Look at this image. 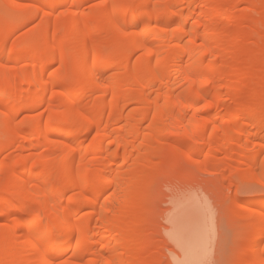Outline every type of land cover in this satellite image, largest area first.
I'll return each instance as SVG.
<instances>
[{
  "label": "bare ground",
  "instance_id": "obj_1",
  "mask_svg": "<svg viewBox=\"0 0 264 264\" xmlns=\"http://www.w3.org/2000/svg\"><path fill=\"white\" fill-rule=\"evenodd\" d=\"M0 1L3 9L17 10L24 6V0ZM86 1L93 0H43L41 8L28 13L24 7L18 19L9 22V25L0 24V81L10 83L23 77L20 88L12 92L30 94L35 101L33 107H39L40 101H46L49 88L65 81L68 74L74 72L72 85L66 87L65 93H71L67 95V100H62L66 97L63 94L53 96V92L49 99L53 111L71 108L79 121L72 134L64 133L67 138L61 143L54 142L60 133L45 138L40 134L39 121L33 122L29 134L21 138V142L18 141V146L21 151L40 146L44 151L29 153V156L28 153H21L16 162L0 168V194L8 192V198L0 199V215L3 218L10 215L7 209L16 200L20 203V197L33 204L37 212H43L45 217L52 219L56 201L49 200L43 191L30 190L34 187L29 181L35 167L27 160L36 156L49 164L74 160L75 166L84 172L105 174L111 181L107 186L111 192H107V188L105 192L111 198L103 208L100 207L104 204L103 198L93 206L82 205L88 215L82 212L79 221L73 215V230L65 237L57 255L75 252L76 255L73 252L70 255V264H82L86 257L90 259L83 264H100L108 258L115 260L116 264H217L215 254L222 227L217 214L223 204L214 200L213 189L204 186L200 173L194 174L190 169L192 161L197 160L199 170L216 175L224 166L235 171L233 164L242 160L245 167L242 178L259 176L264 185V156L259 149L260 125L264 121V51L259 56L244 60L238 46V41L244 36L256 37V40L264 36V0H251V5L259 9L253 8V14L236 18L233 35L229 32L232 28L219 20H231V10L244 0H99L97 4L103 3L105 7L94 6L91 11L85 12L82 6ZM128 3L142 6L138 15L144 20H154L160 12L168 11L175 13L171 18L177 23L181 18L193 17L194 8H202L204 12L197 16L195 28L192 24L185 28L192 32V39L197 43L189 49H178L171 35H154L157 30L146 23L132 27L123 7ZM44 4L47 7H43ZM167 5L174 7L168 9ZM61 12L65 14L60 15ZM40 15L44 21L41 29H37L39 24L36 23L32 31L21 34L24 47L16 49L11 46L6 51L3 32L21 30L27 18L36 22ZM93 19L97 20L99 27L90 29ZM246 21L252 27L245 26L242 30L241 25ZM204 25H207L206 30ZM254 27L262 29L259 31ZM51 33L53 38L49 40ZM95 33H99L106 42L91 44V50L88 42L94 39ZM205 36L207 44L202 50H194L200 49V40ZM73 44L76 49L70 59L68 52ZM61 46L68 47L65 50L63 47L60 49ZM141 49L144 55L136 59L130 70L132 56ZM25 50L35 54L33 62L24 59L25 56H18ZM40 50L42 53L39 54ZM156 53H159L161 63L167 65L162 81H158L148 66L149 61L155 65L153 56ZM35 59L41 61L39 75L33 67ZM23 60L28 64L24 63L21 67L19 63ZM56 62L61 65V75L54 77L56 74H53L52 80V76H47V81L45 73ZM257 62L262 64V70L254 77L247 69L250 70ZM243 66L246 74L245 71L243 73ZM115 69L120 73L111 74ZM147 76L152 77L155 89L142 82ZM209 78L212 84L201 83L202 79ZM254 78L259 83L253 87L250 81ZM62 88L65 90L64 86ZM94 94L99 96L89 101ZM201 96L211 97L212 106L204 108L192 102L198 101ZM254 98L263 100V104L255 105L252 102ZM197 107L202 109V114L194 117ZM236 115L241 117V128L213 134L211 143L197 145L195 156L189 158L184 146L187 142L184 133L190 127L189 121L203 127L218 117L228 121L229 118L234 120ZM251 121L255 122V126ZM11 124H7L6 146L0 148V154L15 148L14 143L8 140L11 133L17 132ZM96 129L101 135L92 140L91 147L85 146L84 139L88 134L96 135ZM241 129L244 130L243 136L240 135ZM208 131L211 132V129ZM30 139L37 140V144L27 149L24 142ZM87 148L90 155L86 153ZM217 154L225 155L226 159H217ZM181 162L188 164L190 169H186L190 175L171 178V173ZM213 182L217 185L218 181ZM158 185H161L157 190L159 193H155ZM63 191L67 189L57 190V195ZM230 195L225 197V203L237 201L236 196L231 198ZM257 197L240 205L238 203V217L234 212L239 222L247 223V246L239 252L236 264H264V197ZM250 205L257 206V209H251ZM157 206L161 209L159 213ZM18 209L11 213L16 220L12 227L0 226V264L35 259L37 249L28 224L34 222L38 225L40 217ZM248 211H251L250 215ZM81 234V244L77 248L73 237ZM96 243L98 247H92ZM101 244L106 246L100 247ZM105 252L108 256L104 255Z\"/></svg>",
  "mask_w": 264,
  "mask_h": 264
},
{
  "label": "snow or ice",
  "instance_id": "obj_2",
  "mask_svg": "<svg viewBox=\"0 0 264 264\" xmlns=\"http://www.w3.org/2000/svg\"><path fill=\"white\" fill-rule=\"evenodd\" d=\"M43 7H47L44 4ZM97 8H103L105 5L103 3L95 5ZM127 10L129 17V22L132 27H136L139 23H146L150 28L157 30L154 35L167 34L173 37V43L176 48L183 47L184 49H189L197 41L192 39V32L186 31V25L192 24L193 28L196 26L197 17L181 18L179 23L173 20L171 17L175 13H170L168 11H162L156 15L155 19L144 20L142 16L138 15L142 6L128 3L123 6ZM165 7V6H161ZM173 5H167L166 8L171 9ZM61 12L60 15H64ZM183 17V13H181ZM205 30L207 25L203 26ZM207 44V37L205 36L200 40V49H194L196 51L202 50L204 45ZM21 55L25 56L30 63L33 62L35 54L31 51H22ZM144 55V50L137 54V56ZM155 60V65L148 62L149 68L154 72L158 81L163 80L162 73L167 71V65L161 63V58L159 53L153 56ZM189 60L192 59L191 56L188 57ZM39 59H35L33 67L36 70L37 75L40 73ZM21 67L24 65L21 64ZM143 83L149 85L155 89V83L152 82V77L147 76L142 80ZM195 83V81H193ZM201 83L212 84V79L201 80ZM71 93H69L70 95ZM53 96L56 92L52 93ZM211 97L201 96L198 101H192L202 105L204 108L211 107ZM47 102L48 107H44V103ZM35 101L30 94H22L19 91H6L0 94V119L5 120L9 123H14L16 131L18 133L24 132L28 127L32 126L33 122L39 119L40 131L43 137L56 136L60 133L55 143H61L67 137L64 133L72 134L79 121L76 119V115L73 114L71 108H65L59 111H53V105L50 99L46 101H40L39 107H33ZM74 107V106H73ZM27 111L32 112L31 119L25 113ZM202 109L197 107L196 113L193 116L201 115ZM47 115V121L41 119ZM255 126V122H250ZM190 127L185 129L184 135L187 138V142L184 145L189 153V158L191 159L195 156V149L197 145H208L212 141V136L222 130L232 132L234 129L241 128V117L236 115L235 119L229 118L228 121H222L219 117L213 121L207 122L203 127L193 124V121H189ZM211 129V132L208 129ZM261 139L259 142L260 154L264 156V121H261L260 125ZM244 130L241 129L240 135L243 136ZM34 136V134H32ZM101 135L99 129H96V135L93 137L95 140ZM23 138V137H21ZM110 143H115L109 140ZM67 147V145H65ZM75 150L74 148L72 149ZM27 162L33 164L35 167V172L30 184L34 185L31 191L40 190L48 195L49 200H55L54 211L52 212V219L45 217L43 212H37L35 206L23 198L18 197L20 200L19 211H23L29 215H38L40 217V223L37 225L34 222L29 223V231L32 234V239L34 241L35 247L37 249L35 259L29 260H18L14 264H70L69 260L65 259L61 255H57L60 250V246L64 242L65 237L70 231L73 230V215H75L76 220L82 219L81 213L88 215L82 205L87 204L93 206L98 203L102 198L104 199V204L100 207L103 208L108 200L111 198L105 192H111V188L107 187L111 181L106 178L103 172H84L79 166H75L74 160L56 164H49L40 159L39 156L29 157ZM199 162L193 160L191 171L198 173L199 169L196 165ZM39 164V166H36ZM202 167V165H201ZM67 189L63 191L61 195H57V190ZM264 192V188L257 189L255 185H245L242 191L254 192V191ZM23 219V217L21 218ZM82 235L73 237L76 242L77 248L80 247ZM106 245L101 244L100 247H105ZM73 255H76L73 252ZM108 256V253H104ZM100 264H116V261L108 258L100 262ZM222 264H231L229 261H223Z\"/></svg>",
  "mask_w": 264,
  "mask_h": 264
},
{
  "label": "rangeland",
  "instance_id": "obj_3",
  "mask_svg": "<svg viewBox=\"0 0 264 264\" xmlns=\"http://www.w3.org/2000/svg\"><path fill=\"white\" fill-rule=\"evenodd\" d=\"M6 1H9V0H6ZM43 2V0H40V1H38V0H24L23 2L25 3H23V7H21V8H19V9H3L2 7V3H1V1H0V24L1 23H5L6 25H9L14 19H18V17L23 13V11L21 10V9H23L24 7H26L25 9L27 10V11H29L28 13H31V12H33V11H35V9L37 8V7H40L41 8V6L40 5H42V4H40V3H42ZM100 2L99 0H93V1H86L84 4H83V6H82V10H84L85 12H89V11H91V9L92 8H94V6L95 5H97V3L98 2ZM234 2V1H233ZM232 2V3H233ZM39 3V4H38ZM228 8H230V7H228ZM231 8H232V6H231ZM253 6L251 5V0H244V1H242L241 3H239V4H237L236 6H235V8L233 7V10H231V13H232V17L233 18H231V20H219L221 23H223V24H227V25H229L230 26V28H232V29H230L231 31H229L230 33L232 32V35H233V32L235 31L234 29H233V25H234V23H235V21L237 20L236 18H238V17H240V16H242V15H246V14H253L254 13V10H253ZM193 9V8H192ZM255 9V8H254ZM257 9H259V8H257ZM257 9H255V10H257ZM263 9H264V7H263ZM22 12H21V11ZM191 11V10H190ZM58 11H56V13L55 14H59V12L57 13ZM192 12H193V17H197L199 14H201V13H203L204 12V10L202 9V8H199V7H196V8H194L193 10H192ZM226 12H229L228 10H226ZM263 12V11H262ZM264 13V12H263ZM15 17V18H14ZM17 17V18H16ZM39 18L37 19V21L35 22H33V20H32V18H27L28 20L27 21H25V24H24V26H23V28H21V30H15V31H9V30H6V31H4L3 32V37H5L6 38V51H8L9 50V48L11 47V46H13V47H15L16 49H18V48H22V47H24V45H23V42H22V40H21V38H20V36H21V34L23 33L24 34V32H28L29 33V31H32L33 29H34V27L36 26V23H38L39 25H38V28L37 29H41V27L40 26H42V24L41 23H44V21H42V16L40 15V16H38ZM261 16H258V19H260L261 20V18H260ZM198 18V17H197ZM10 22V23H9ZM243 28H241L242 30L244 29V27L245 26H247V28L249 27V26H251L250 25V23L249 22H244L242 25H241ZM99 27V25H98V22H97V20H95V19H93V21L90 23V29L91 28H98ZM252 27V26H251ZM255 28V27H254ZM260 28V27H259ZM255 29H257V28H255ZM262 28H260V30H261ZM136 29H134V31H135ZM232 30H234V31H232ZM246 30V29H245ZM257 30H259V29H257ZM259 30V31H260ZM263 31H264V29H262ZM38 31H40V30H38ZM52 35V33L50 34V37H49V40H51L52 38H53V35ZM230 35V34H229ZM231 36V35H230ZM58 37V36H57ZM263 37V38H262ZM256 38V37H255ZM255 38H253V37H251V36H244V37H242L239 41H238V46H240L241 47V52H242V57L244 58V60H247V59H250V58H252V57H254V56H256V55H258V54H263V53H261V52H263L264 51V36H261L260 37V41L258 40H256ZM95 40V41H94ZM94 41V42H93ZM92 42V43H91ZM105 43L106 42V40L104 39V38H102L101 36H100V34L99 33H95L94 34V39H92V40H89V44H88V48L89 49H91L92 48V46L93 45H91V44H95V43ZM75 43V42H74ZM75 44H73V45H70L71 47H70V49H69V51L70 52H68V58H72V56L75 54V49L76 48H74L73 46H74ZM91 48H90V47ZM62 47H63V49L65 48V50H66V47H68V46H61V48L60 49H62ZM74 49H73V48ZM75 47H76V45H75ZM59 48H58V51L57 52H59V54H60V50H59ZM92 50V49H91ZM42 51H44V50H42ZM42 53L41 52V50L40 51H38V53ZM56 52V53H57ZM39 53V54H40ZM138 54V53H137ZM137 54L135 53L133 56H132V58H131V62L129 63L130 65H129V69L131 70L132 69V66H133V63H135L136 62V59L138 58V56H137ZM57 55V58H58V53L56 54ZM18 56L19 57H21V58H24V55H21V54H18ZM259 56V55H258ZM25 59V58H24ZM27 63V61H25V60H23V61H21L19 64L21 65V64H23V65H25V64ZM18 64V65H19ZM28 64V63H27ZM242 65H245V63H243ZM246 66V65H245ZM245 66H243L244 67V69H243V73H244V71H245V74H246V68H245ZM248 71H250V73L252 74V75H254V77H255V75H257V74H259L260 72H261V70H262V64H260L259 62H257V63H254L253 64V66H251L250 67V70L249 69H247ZM170 71V70H169ZM168 71V72H169ZM61 72H62V68H61V65L58 63V62H56V64H53L52 66H50V68H48V70H47V72L45 73V77H46V80L47 81H49V79H48V77H50V76H52V77H50L51 78V80L52 79H54V77H56V76H59V74L61 75ZM117 74V73H120V70H118V69H115L114 71H112V73L111 74ZM249 73V72H248ZM47 74V75H46ZM50 74H52V75H50ZM53 74H56V75H54V77H53ZM58 74V75H57ZM244 74V75H245ZM250 74V75H251ZM69 76V78L67 77V79L65 80V81H63V82H61L62 84H63V86H64V88H65V90L62 88L63 86H62V84L60 83V84H57V86L55 85V86H52V87H50L49 89V91H48V93H47V99H49L50 98V95H51V93L52 92H56L57 94H63L62 96L64 97V95L66 96V97H64L63 99L62 98H60V99H62L63 101H65V100H67V98H68V96L67 95H69V94H66L65 93V91H66V87H68L69 88V86L70 85H72V79H73V77L75 76V74H74V72H71L70 74H68ZM48 76V77H47ZM23 78V77H22ZM22 78H20V77H18L17 79H15L14 81H12V82H10V83H6V82H3V81H0V92L1 93H4V92H6V91H13V90H15V89H18V88H20V84H21V82H22ZM250 81V80H249ZM71 83V84H70ZM250 85H252L253 87L254 86H257L258 85V83H259V80L257 79V78H254V79H252L251 81H250ZM61 86V87H60ZM62 88V89H61ZM64 90V91H63ZM71 91V90H70ZM249 91V90H248ZM248 91H246V94H248ZM65 93V94H64ZM49 94V95H48ZM97 96H99V94L97 95L96 94V96H95V94H94V97H93V95H92V99H91V96H90V98H89V101H92V100H94V98H96ZM109 99V98H108ZM88 101V100H87ZM252 102H254V104L255 105H258V104H263V100H261V99H252ZM44 107H48V104H47V102L46 103H44ZM26 115H28L29 116V118L31 119V116H32V112L31 111H27L26 113H25ZM226 114V113H225ZM48 117H47V115H45L44 117H42L41 119H43V120H45L46 121V119H47ZM38 121H39V119H37ZM5 120H3V119H0V148H4L5 146H6V142L4 141V137H5V134H6V131H7V124H8V122H6ZM12 125V127H15V124L14 123H12L11 124ZM29 132H30V127H28L24 132H20V133H18V132H13V133H11L10 135H9V138H8V140L11 142V143H14V147L15 148H13V147H11V148H9V149H7V150H5L4 152H2L1 154H0V168L2 167V166H4L5 164H13L14 162H16L18 159H20V156L21 155H23V154H27L28 156H29V153H31L30 155H32V153L33 154H39V152H43L44 151V148H43V150H42V148H41V146H40V148H32L31 149V145L32 144H37V140H26L25 142H24V145H25V147H27V149L30 147V149H28V150H25V151H21V149L19 148V144H18V141L19 142H21L22 141V139H21V137H26L28 134H29ZM94 133V132H93ZM27 134V135H26ZM40 134H41V131H40ZM93 135H95V133L93 134ZM93 135L92 134H88L87 136H86V138L84 139L85 141L83 142V144L85 145V146H90L91 147V144L93 143ZM5 142V143H4ZM27 142V143H26ZM33 142V143H32ZM16 144H17V146H16ZM39 147V146H38ZM37 149V150H36ZM38 149H40V150H38ZM42 150V151H41ZM89 149L87 148V150H86V153L87 154H91L90 153V151H88ZM91 150V149H90ZM37 151H39V152H37ZM23 152H25V153H23ZM22 153V154H21ZM205 153V152H204ZM21 154V155H20ZM225 157V155H222L221 156V154H217V159H220V160H225L226 158H224ZM224 158V159H223ZM240 162L242 161V160H239ZM240 162H235L236 164H233V169H235V171L234 170H232V169H229L228 167H227V169L225 168V166L224 167H222V169H221V171H219L218 173H216V175L215 174H210V172L209 173H207L208 171H206V172H203V171H201V170H199L198 171V173H194V174H199V176H200V178H202L201 179V182L204 184V186L205 187H207V188H209V189H213V192H211V194H212V196H213V198H214V200L217 202V203H221V204H223V206L221 207L222 209H220L221 211L219 212V213H221V215H219V213L217 214L218 216H217V219H218V223H219V225L221 224L222 225V227L220 228V232H219V236H218V242H217V244H218V246H217V251H216V254H215V256L218 258V262H217V264H222V262L223 261H229V262H231V264H236L237 262H238V254H239V252L241 251V250H243L244 248H243V246L244 247H246L247 246V244H246V242H247V239H246V233H247V227H246V225H247V221L246 222H244V223H246V224H243L242 222L243 221H238V218H236V216H234V214L236 213L237 214V217H238V203H239V205H240V203L242 204V203H245L246 201H248V200H254V199H256V197L258 196L259 198H261V197H264L263 195H264V192H262V191H259V190H257V191H254V192H245V191H242V189H243V187L245 186V185H255L256 187H257V189H262V188H264V185H263V183L261 182L262 180L259 178V176L257 177H255V178H258V180L256 179L255 180V178H242V174H244L243 172H244V169H245V167H244V163L242 164V162L240 163ZM239 164V165H238ZM241 164V165H240ZM179 165V164H178ZM186 166V167H185ZM11 167V166H10ZM179 167V168H178ZM177 167V169L175 170V172L173 171L172 173H171V178H173L174 177V179H178V178H180L181 176H183L184 174L186 175V176H189L190 174H189V172H187V171H189V170H187L188 168L190 169V167L188 166V164L186 163V162H181L180 163V165ZM192 167V166H191ZM235 167V168H234ZM9 168V167H8ZM187 168V169H186ZM239 168V169H238ZM180 169H182L180 172L179 171H177V170H180ZM224 169V170H223ZM7 170V169H6ZM9 170V169H8ZM7 170V171H8ZM18 171H20L19 169H17ZM33 170H35V168H33ZM226 170V171H225ZM240 170V171H239ZM183 171V172H182ZM225 171V172H224ZM228 171V172H227ZM1 172V171H0ZM221 172V173H220ZM233 172H235V173H233ZM237 172H238V174H237ZM180 173H183V174H180ZM187 173V174H186ZM232 178H231V177ZM235 176H237L236 177V179L238 180V181H235L236 179H235ZM240 178V179H239ZM231 179V180H230ZM213 180H215V181H218L217 182V185L213 182ZM222 181V185H220L221 184V182L220 181ZM242 180L244 181L243 183H242ZM261 180V181H260ZM220 182V183H219ZM219 183V184H218ZM235 183V184H234ZM240 183H242V184H240ZM230 184H231V186H230ZM233 184V185H232ZM236 185V186H235ZM239 185V186H238ZM241 185V186H240ZM161 186V185H160ZM160 186L158 185L157 187H159V188H157L156 189V191H155V193H159V192H157V190L158 189H160ZM217 186H219L218 188H217ZM162 189V188H161ZM233 192V193H232ZM239 192V193H238ZM235 193V194H234ZM237 193H238V195H237ZM229 194H232V195H230L231 196V198H232V196H236L238 199H237V201L236 202H231L230 200L227 202V203H225V197L227 196V195H229ZM258 197H257V199H258ZM2 198H4V199H6V198H8V192H4V193H1L0 194V199H2ZM19 205H20V203L19 202H17V200L15 201V203H13L12 204V206H10L7 210H9V213L11 212H13V210L14 209H16L17 207H19ZM234 205V206H233ZM236 205V206H235ZM232 206V207H231ZM224 207V208H223ZM229 207V208H228ZM0 208H1V206H0ZM157 208H158V206H157ZM232 208V209H231ZM250 208L251 209H257V206H252V205H250ZM12 210V211H11ZM158 211H161V209H157V212ZM235 212V213H234ZM251 211H248V215H250L249 213H250ZM11 213H10V215H5V217L3 218V217H1V215H0V226L2 227V225H8L9 227H12V225H14V223H15V221L16 220H14V217L11 215ZM159 213V212H158ZM235 214V215H236ZM11 217V218H10ZM237 221V222H236ZM225 224V225H224ZM226 224H228L227 226H228V228H230V229H228L227 228V226H226ZM232 225V226H231ZM234 225V226H233ZM0 227V228H1ZM224 227V228H223ZM233 227V228H232ZM238 228V229H237ZM244 228H246V229H244ZM227 229V230H226ZM229 230V231H228ZM233 230V231H232ZM240 231H241V234H240ZM238 233H239V235H238ZM243 233V234H242ZM242 235V236H241ZM245 239V240H244ZM237 240V241H236ZM237 242V243H236ZM244 244H246V245H244ZM95 245H97V247H98V244L96 243V244H94V246L92 245V247H95ZM94 249V248H93ZM97 249V248H96ZM95 249V250H96ZM72 252L73 251H70L68 254H66L65 256H63L65 259H67V260H69V258H70V255L72 254ZM89 259H90V257H89ZM88 257H86L85 259H83L81 262H82V264L83 263H85V262H87L88 260ZM80 262V263H81Z\"/></svg>",
  "mask_w": 264,
  "mask_h": 264
}]
</instances>
